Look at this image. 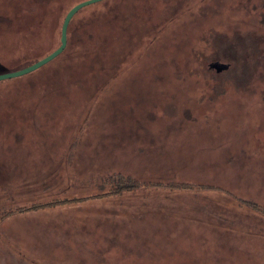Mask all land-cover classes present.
<instances>
[{"label":"rangeland","instance_id":"obj_1","mask_svg":"<svg viewBox=\"0 0 264 264\" xmlns=\"http://www.w3.org/2000/svg\"><path fill=\"white\" fill-rule=\"evenodd\" d=\"M55 1L1 0L0 30L38 18L24 61ZM66 46L0 84V213L54 204L0 222V264H264V0H106Z\"/></svg>","mask_w":264,"mask_h":264},{"label":"trees","instance_id":"obj_2","mask_svg":"<svg viewBox=\"0 0 264 264\" xmlns=\"http://www.w3.org/2000/svg\"><path fill=\"white\" fill-rule=\"evenodd\" d=\"M2 1H4V0H2ZM5 1H9V0H5ZM83 1H85V0H67L66 6L71 9L73 6H75L76 4H78L80 2H83ZM104 1H106V0H104ZM0 3L2 4L1 0H0ZM56 3H57V0L55 1V4L52 5L48 9V12L51 13L50 17L53 15V12L58 7V5ZM87 7H89V6H87ZM70 9H67V10L69 11ZM66 14H65V16H66ZM75 15H77V14H75ZM75 15L73 16V18L75 17ZM4 18H5V22L3 23V26H5V27L2 30H0V52L3 53L4 50L7 49L10 53H15L14 56H17L18 54H21V56H18V58H19L18 65L15 68H13V69H6L5 67L0 65V74L17 71V70L23 69V68H25L27 66H30V65L34 64L35 62L39 61L40 59L46 57L47 55H49L50 53H52L54 50H56L59 47L60 39L58 40V42L55 45L50 47V50L45 55L37 54L34 58H32L30 60H27V61H24V55H23L22 51L23 50H28L29 47L30 48H35V44L34 43L36 41V36H37V35L36 36H28V35H26V32L27 31L34 32V30H32L31 28L38 26L37 25V24H39L38 18L35 17V19H33L32 21H29L28 25L24 26L22 29L19 28V25L17 27H15L14 23L12 22L13 30L7 29L8 21H6V17H4ZM13 18H15L17 22L15 20H13V21L15 23H18V21L21 19V16L17 14ZM72 19L70 20V22L72 21ZM70 22H69V25H70ZM20 23L22 25H24V21L20 20ZM69 25H68V28H67V42H68ZM19 34H22V35L19 36ZM39 35H40V33H39ZM37 38H38V36H37ZM66 49H67V46L65 47L64 51L58 57H60L66 51ZM57 58H55L54 60H56ZM54 60H52L51 62H53ZM51 62H49V63H51ZM48 64L44 65L43 67L47 66ZM43 67L39 68L38 70L42 69ZM38 70H36V71H38ZM36 71H34V72H36ZM34 72H32V73H34ZM22 77H24V76H22ZM20 78L21 77L10 79V80L0 81V84H5V83H8V82H12V81L18 80ZM109 177L110 178H107L106 184H104L103 188L101 189V191H102L101 195H104V196L115 195V194L121 193L123 191H130L132 189H135L137 184H138L137 182H135L134 184H129V183H127L125 181L124 178L117 177V176H113V177L109 176ZM106 185H109L107 187V189L105 187ZM52 206H54V204H52L51 202H47L46 204L34 203V204H32V205H30L28 207H21V208H14L15 207V205H14L13 207L8 208L6 210H3L0 213V222L2 220H4L5 218L10 217V216L21 215V214H24V213L37 211V210H39V209H41L43 207H49L50 208Z\"/></svg>","mask_w":264,"mask_h":264},{"label":"water","instance_id":"obj_3","mask_svg":"<svg viewBox=\"0 0 264 264\" xmlns=\"http://www.w3.org/2000/svg\"><path fill=\"white\" fill-rule=\"evenodd\" d=\"M101 1H104V0H85V1L80 2V3L76 4L75 6H73L67 12V14H66V16L62 22L59 47L56 50H54L52 53L47 55L46 57L40 59L39 61L35 62L34 64H32L30 66H27V67L20 69V70H17V71L0 74V81L19 78V77L25 76L27 74H30V73L38 70L39 68L43 67L44 65L48 64L49 62H51L55 58H57L64 51V49L66 47V44H67V28H68L69 22L73 18V16L75 14H77L81 9H83L87 6L99 3ZM227 67L228 66H226V65H222V64H218V63L210 64V68L214 69L216 73H220V72L224 71Z\"/></svg>","mask_w":264,"mask_h":264}]
</instances>
